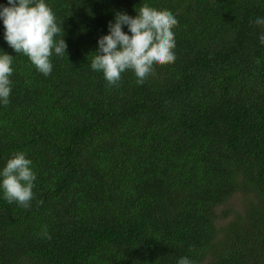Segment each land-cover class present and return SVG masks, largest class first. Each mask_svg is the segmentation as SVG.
Returning a JSON list of instances; mask_svg holds the SVG:
<instances>
[{
    "label": "trees",
    "instance_id": "trees-1",
    "mask_svg": "<svg viewBox=\"0 0 264 264\" xmlns=\"http://www.w3.org/2000/svg\"><path fill=\"white\" fill-rule=\"evenodd\" d=\"M45 3L67 44L48 76L0 18L13 56L0 171L20 152L36 175L28 209L0 188V264H264V0ZM144 4L177 19L175 62L109 86L91 69L98 40ZM240 191L255 201L220 223Z\"/></svg>",
    "mask_w": 264,
    "mask_h": 264
},
{
    "label": "clouds",
    "instance_id": "clouds-1",
    "mask_svg": "<svg viewBox=\"0 0 264 264\" xmlns=\"http://www.w3.org/2000/svg\"><path fill=\"white\" fill-rule=\"evenodd\" d=\"M9 6H0V18L5 27V40L17 54L27 56L37 71L44 76L52 72L50 57L53 50L57 56L66 53L64 39H55L63 30L45 0H8ZM255 23L264 27V19ZM178 21L168 10H158L144 4L137 15L131 17L116 12L115 22H109V33L98 40V49L91 61L93 71L102 72L109 86H116L121 74L131 70L142 85L154 72L155 66L175 62V37L173 28ZM128 27L131 35L122 30ZM264 45V33L259 37ZM13 56L0 53V103L7 106L11 95L10 76L13 73ZM32 161L24 153H16L0 171V188L9 203L28 209L34 198L33 187L36 175L31 168ZM42 204L43 201H39ZM42 236L51 239L46 226ZM178 264H193L187 257H181Z\"/></svg>",
    "mask_w": 264,
    "mask_h": 264
},
{
    "label": "rangeland",
    "instance_id": "rangeland-1",
    "mask_svg": "<svg viewBox=\"0 0 264 264\" xmlns=\"http://www.w3.org/2000/svg\"><path fill=\"white\" fill-rule=\"evenodd\" d=\"M256 195L251 194L249 192L240 191L235 194L231 199H229L226 203L220 205L217 208V213L219 215L224 214L225 218H223L220 223L227 222L232 219V215L243 212L246 205L250 204L253 200L255 201Z\"/></svg>",
    "mask_w": 264,
    "mask_h": 264
}]
</instances>
